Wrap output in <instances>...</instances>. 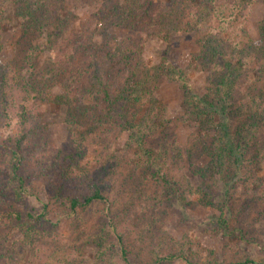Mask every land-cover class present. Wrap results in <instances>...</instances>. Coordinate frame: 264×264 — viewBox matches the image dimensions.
Returning <instances> with one entry per match:
<instances>
[{
  "label": "trees",
  "instance_id": "obj_1",
  "mask_svg": "<svg viewBox=\"0 0 264 264\" xmlns=\"http://www.w3.org/2000/svg\"><path fill=\"white\" fill-rule=\"evenodd\" d=\"M64 2L0 0V53L7 7L14 4L27 36L39 37L48 32L47 50L53 58L51 68L38 69L32 51L24 58L25 73L13 64L0 62V131L11 122L16 126V135L7 138L0 150V210L12 201V213L7 219L11 230L22 237L27 247L41 250L46 255L45 264H75L76 258L67 249L57 247L46 230L44 235L51 239L50 250H54H43L38 234L40 227L45 229L40 223L44 215L17 210L32 179H52L54 163L47 155L49 130L41 120L43 103L66 108V124L77 146L75 156L88 152L98 128L115 119L118 137H125L124 148L132 150L124 182L137 193L144 183L159 182L168 207L184 204L185 194L195 192L192 183L196 179H211L228 188L235 177L264 161V21L257 24L258 38L253 40L246 20L253 0H230L220 5L215 0H168L170 7L166 11L152 0H89L93 13L83 32L66 38L69 20L58 14ZM211 22L213 31L198 40V51L190 63L193 70L208 73L205 88L198 93L184 70L170 61L168 40L174 34L198 32ZM110 28L125 32V36L116 37L108 31ZM144 34L166 45L153 67L141 57ZM162 82L176 84L182 92L181 120L193 127L184 145H179L170 131L167 108L156 95ZM117 141L116 138V144ZM105 153L108 156L100 155L108 165L103 167L104 173L114 177L120 161ZM176 158L184 160L190 181L176 180L164 172ZM63 190L64 182L59 181L51 192L55 198L63 199ZM225 190L228 194L229 189ZM101 192L94 185L92 194L82 203L66 198L75 209L104 201ZM229 200L215 205L208 193L200 197L202 205L218 212L215 219L222 236H238V240L240 236L242 241H249L229 225L225 216L231 209ZM1 219L0 216V227L7 229ZM122 239L118 237L120 264H143L126 257ZM88 244L100 250L104 241L92 237ZM191 250L189 244H181L174 252H153L144 264H201L197 252ZM259 254L260 260L246 256L212 264H264V243ZM99 255L106 262L101 252ZM2 260L15 264L6 254L0 255V264ZM109 264H114L111 259Z\"/></svg>",
  "mask_w": 264,
  "mask_h": 264
},
{
  "label": "rangeland",
  "instance_id": "obj_2",
  "mask_svg": "<svg viewBox=\"0 0 264 264\" xmlns=\"http://www.w3.org/2000/svg\"><path fill=\"white\" fill-rule=\"evenodd\" d=\"M106 1L125 0H102V2ZM152 1L159 5L161 10L166 11L170 7L168 0ZM229 1L215 0L219 5ZM253 1L254 4L247 12L246 20L250 37L256 40L257 24L264 21V0ZM17 7L14 4H9L7 7L0 62L13 64L18 71L25 73L27 65L24 58L34 52V63L38 65V69L51 68L53 58L46 44L48 32L42 33L39 37H32L30 34L27 36L23 29V19L17 15ZM92 13L89 0H65L58 13L61 18L69 20L65 38L71 34H81ZM93 25L90 30L93 29ZM213 25L212 22L208 23L198 32L174 34L168 40L170 61L184 70L188 81L198 93L205 88L208 73L193 70L190 63L193 55L198 51V40L212 32ZM49 30L53 31V28L50 27ZM108 31L119 38L125 36V32L114 28ZM142 39V60L147 66L153 67L159 63L166 45L151 35L144 34ZM55 94L53 90L52 96ZM156 95L167 108L170 131L175 134L177 143L184 145L193 127L181 120L182 92L179 86L162 82L156 90ZM86 103L90 102L86 101ZM66 116L67 110L64 106L43 103L41 120L49 130L47 155L54 163L51 169L52 179H32L27 186V194H24L17 207L22 214L28 211L44 215L40 223L45 229L43 226L40 227L38 234L43 250H50L52 244L48 242L51 239H47L44 235L43 230H46L53 237L57 247L67 249L71 255H75V264H109L110 259L114 264H120L119 236L123 238L126 257L133 263L144 264L153 252L161 254L174 252L181 244L186 246L189 244L191 251L197 252V259L201 264H212L215 261L229 262L246 256L260 260V245L264 243V161L247 173L235 177L228 188L214 183L211 179L203 182L196 179L192 183L195 187L194 194L186 193L184 204L168 207L163 200L164 188L159 182L150 180L144 183L139 193L131 184L124 182L130 169L129 159L132 150L124 148L125 137L123 135L118 137V122L115 119L98 128L94 134L92 148L88 152L85 150L84 154H80L81 156H75L77 146L68 130ZM14 135H16V126L15 122H11L9 127L0 131V150L7 138ZM105 151L109 153V157L120 161L117 175L114 177L106 176L104 173L103 167L108 165L100 155L108 156ZM164 172L171 178L184 182L190 178L185 162L181 161V158L171 162ZM59 181L64 182L63 199L55 198L51 192ZM94 185L101 188L105 200L93 202L88 206L79 205L72 209L66 197L77 199L82 203L84 197L92 194ZM225 189H229L228 194ZM206 193L214 199L215 205L230 199L231 209L229 214L225 215L229 219V225L242 232L249 241H242L240 236L239 240L238 236L234 239L222 236L215 219L218 212L200 203V197ZM12 204V201H8L0 210L3 219L1 221L7 226V229L4 226L0 227L2 245L0 255L6 254L15 264H45L46 255L41 254V250L27 247L22 237L17 235L14 229L11 230V224L7 219L12 213ZM107 217L111 219V223H107ZM111 226L114 228L109 231ZM97 234L100 235L99 238ZM92 237L103 239L104 244L100 250L88 244ZM139 248L141 252H138ZM53 250L54 248L50 252ZM99 252L103 254L106 262H102ZM1 263L9 264L7 260L6 263L5 260Z\"/></svg>",
  "mask_w": 264,
  "mask_h": 264
}]
</instances>
